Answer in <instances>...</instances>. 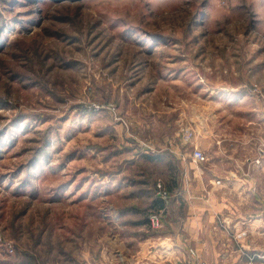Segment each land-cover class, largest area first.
I'll return each instance as SVG.
<instances>
[{
    "label": "rangeland",
    "instance_id": "374dc122",
    "mask_svg": "<svg viewBox=\"0 0 264 264\" xmlns=\"http://www.w3.org/2000/svg\"><path fill=\"white\" fill-rule=\"evenodd\" d=\"M258 129L264 0H0V264H97Z\"/></svg>",
    "mask_w": 264,
    "mask_h": 264
},
{
    "label": "crops",
    "instance_id": "0c3cea01",
    "mask_svg": "<svg viewBox=\"0 0 264 264\" xmlns=\"http://www.w3.org/2000/svg\"><path fill=\"white\" fill-rule=\"evenodd\" d=\"M263 143L259 129L244 139L239 170L208 177L191 171V205L166 207L157 230L148 220L134 221L132 232L117 235L97 264H264ZM221 191L240 200L218 195Z\"/></svg>",
    "mask_w": 264,
    "mask_h": 264
},
{
    "label": "built area",
    "instance_id": "2783aa9c",
    "mask_svg": "<svg viewBox=\"0 0 264 264\" xmlns=\"http://www.w3.org/2000/svg\"><path fill=\"white\" fill-rule=\"evenodd\" d=\"M184 134H185L186 141L190 140V139H192V137H194V133H192V131L190 129H188V128L185 130ZM193 150H194L193 153H192L193 160L195 162H197V163H204V161L207 159V155H206L205 150L204 149H200L198 146H195ZM257 162H259V161L257 160ZM159 186L162 187V185L160 183H159ZM161 194H163V195H161ZM159 195L165 197L166 196V192L165 191L164 192L160 191ZM149 217H150L151 224H152V226L154 228H157V227L161 226V224H162V216H161L160 213H158L157 211L153 212ZM1 240H3V239L1 238ZM6 247H7L9 252L14 250V247H13V245L11 243L10 244L7 243ZM191 253H192V255H196L197 254L196 250H194V249H191ZM191 264H206V262L197 260L196 262H192Z\"/></svg>",
    "mask_w": 264,
    "mask_h": 264
},
{
    "label": "trees",
    "instance_id": "16d2710c",
    "mask_svg": "<svg viewBox=\"0 0 264 264\" xmlns=\"http://www.w3.org/2000/svg\"><path fill=\"white\" fill-rule=\"evenodd\" d=\"M41 1H43V0H31V2H32L33 4H36V6H37L38 4H40Z\"/></svg>",
    "mask_w": 264,
    "mask_h": 264
}]
</instances>
